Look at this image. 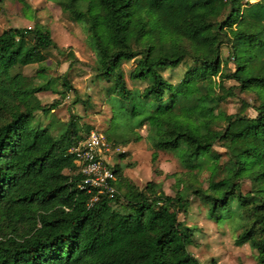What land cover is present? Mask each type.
<instances>
[{"label":"trees","instance_id":"1","mask_svg":"<svg viewBox=\"0 0 264 264\" xmlns=\"http://www.w3.org/2000/svg\"><path fill=\"white\" fill-rule=\"evenodd\" d=\"M16 1L29 9L26 0ZM46 1L85 24L95 77L113 97L107 146L137 143L146 128L153 149L175 153L189 173L207 166L210 174L206 187L194 175L188 181L179 175L174 195H159L158 183L138 189L113 165L115 192L89 205L72 149L90 128L73 116L64 130L36 119L59 105H42L38 93L56 85L61 99L76 92L66 76L45 77L47 52L62 50L47 28L6 29L0 33V264H198L188 250L195 229L178 218L189 205L185 192L207 206L211 221L236 219L234 245H248L255 264H264V0ZM227 61L232 71H225ZM130 62L129 78L145 85L141 91L127 87L123 64ZM180 65L187 68L173 84L164 73ZM29 66L38 67L35 78L23 73ZM228 80L252 96L253 103L241 100L243 112L217 111L233 89L218 95L214 87ZM124 105L122 128L115 107ZM249 108L254 117L245 113ZM215 146L224 149L218 165Z\"/></svg>","mask_w":264,"mask_h":264},{"label":"rangeland","instance_id":"2","mask_svg":"<svg viewBox=\"0 0 264 264\" xmlns=\"http://www.w3.org/2000/svg\"><path fill=\"white\" fill-rule=\"evenodd\" d=\"M26 2L29 4V9L24 8L16 0H0V33L9 28L33 26L49 29L53 41L62 50V54L53 50L47 52L44 64L47 67L45 77L58 80L66 76L76 91L68 93L64 99H61L56 92L61 90L59 85H56L53 90L38 93L37 97L42 105H50L54 101L59 102V105L47 117L42 116L40 112L36 113V119H40L43 124L53 120L60 130H64L66 123L73 116L81 127H89L90 131H95L106 139L105 131L112 125L113 109L110 100L113 97L110 98L107 92L109 84L95 77L93 67L96 59L90 47L85 24L71 22L56 5L46 0H26ZM72 56L76 61L71 63ZM221 59L224 62L228 60L226 45L221 48ZM186 68V65H180L171 73L166 71L164 76L170 77L171 83L176 84ZM37 69V66H29L24 68L23 73L35 78ZM131 69V62L123 64L127 87L141 91L145 85L129 78ZM232 70L233 65L227 61L225 71ZM216 82L218 83V79ZM235 85L233 81L228 80L214 87L218 95H225L231 87L233 89V95L226 96L220 102L217 111L232 115L243 112L241 100L253 103L252 96L239 92ZM126 107L125 105L122 108L115 107L117 118L114 122L122 128L125 127L127 120V116L124 115ZM245 113L249 117L255 116L251 108ZM137 133L141 136V141L127 146H110L109 144V151L105 153V157L110 166L119 165L124 176L138 189L143 188L148 181H154L160 185L159 195L162 193L173 196L177 186L180 187L177 181L179 175L186 181L196 178L198 183L206 187L210 174L207 166L200 172L189 173L181 167L175 153L152 148L146 140V128L140 129ZM82 134L84 135V132ZM132 137L129 136V139ZM213 150L221 155L217 165L221 164L225 160L224 149L215 146ZM122 153L124 157L119 156ZM153 156H155L154 161ZM156 169L159 173H154ZM170 175L175 176L172 178ZM184 195L188 198L189 205L186 213L180 214L178 218L186 226L195 229L194 243L188 250L198 264L256 263L257 254L248 245L242 247L234 245V239L240 232L236 219L211 221L208 218L206 205L187 195V192Z\"/></svg>","mask_w":264,"mask_h":264},{"label":"built area","instance_id":"3","mask_svg":"<svg viewBox=\"0 0 264 264\" xmlns=\"http://www.w3.org/2000/svg\"><path fill=\"white\" fill-rule=\"evenodd\" d=\"M243 4H254L259 0H240ZM109 147L103 136L90 131L86 139L72 149L76 159L74 165L81 175L78 187L90 196L89 205L97 202L104 194H112L115 174L108 164L105 153Z\"/></svg>","mask_w":264,"mask_h":264}]
</instances>
